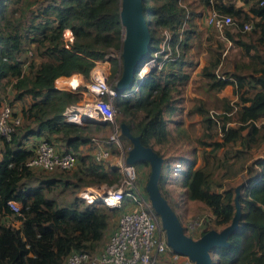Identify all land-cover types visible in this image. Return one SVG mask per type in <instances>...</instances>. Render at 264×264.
I'll list each match as a JSON object with an SVG mask.
<instances>
[{
    "label": "trees",
    "instance_id": "obj_1",
    "mask_svg": "<svg viewBox=\"0 0 264 264\" xmlns=\"http://www.w3.org/2000/svg\"><path fill=\"white\" fill-rule=\"evenodd\" d=\"M203 1L206 10L212 6L235 18L236 31L226 26L225 37L241 46L248 56L245 61H235L227 76H216L212 69L203 66L202 73L213 78L210 85L221 88L231 83L236 98L223 97L222 111L217 112L216 118L208 115L205 107H195L206 126L219 122L220 138L207 142L211 150L230 144L224 152L235 157L264 141V0H243L247 9L232 1ZM183 3L142 0L150 31L146 59L160 48L166 33L172 57L143 75L137 71L134 76L137 87L131 94L121 95L123 91L116 90L113 95V104L121 113L116 122H125L132 134L139 135L144 145L163 157L158 185L165 198L163 181L168 177L164 178L162 168L167 157L155 144H162L172 136L168 117L183 109L176 94L188 78L183 71L188 61L183 59L180 49L188 42L195 14ZM119 4L120 0H0V106L5 101L10 104L18 101L20 107L14 111L21 115L11 136L2 137L0 264H61L71 250L93 251L103 239L115 209L75 194L68 198L65 191L69 189L73 194L78 187L111 185L118 181L120 172L91 154L76 152L79 144L91 142V137L77 123L65 120L62 111L76 102L79 94L56 87L54 79L74 72L88 79L95 59L106 57L111 49L121 50ZM246 21H252L259 29L256 38L248 33L249 41L243 39L241 30ZM65 27H70L74 34L70 47L63 43ZM108 59L111 61L108 82L115 88L121 59L119 62L113 56ZM219 61L216 57L211 64L215 66ZM8 84L15 90L10 98L5 88ZM179 123L176 120L174 128L179 129ZM54 135L65 142L63 150L75 152L77 161L72 169L49 177L26 162L41 138L52 141ZM31 136L36 138L28 144ZM121 136L127 139L122 132ZM237 140L240 146L231 147ZM180 159L184 162L180 185L186 199L201 201L214 215V223L203 227V232L230 222L235 212V187L240 184L238 226L228 235L227 244L214 247L213 264H264V155L250 159L243 179L235 186L230 183L224 186L214 178L204 159L199 165L197 157ZM8 199L19 203L18 210L8 206Z\"/></svg>",
    "mask_w": 264,
    "mask_h": 264
},
{
    "label": "rangeland",
    "instance_id": "obj_2",
    "mask_svg": "<svg viewBox=\"0 0 264 264\" xmlns=\"http://www.w3.org/2000/svg\"><path fill=\"white\" fill-rule=\"evenodd\" d=\"M224 1H232L236 5H242L248 8V4L244 3L243 0ZM182 2L188 6L187 8L190 9L191 12L195 11L192 20L193 30L190 33L186 46L180 49V52L183 53V59L188 61L183 65V71L188 73V78L181 84L178 93L176 94L178 101L182 102L183 109L179 114L168 117L167 126L169 127L172 136L170 135L168 140L162 144H155V147L161 149L165 154L164 156L167 157L166 161L163 162L162 168V175H164V178H166V176L168 177L167 181H163L166 198L183 225L184 232L190 234L192 237H198L203 233V227L214 223V215L212 214L210 208L201 201L186 199L183 193V188L180 185V172L184 167V162L180 159V157H197L196 165H199L202 162L201 160L204 159L207 167L211 169L214 178L223 182L224 186L228 183L235 186L243 179L246 173V164L250 161V159L264 155V141L257 142L249 149V151L244 152L242 155H236L235 157L227 155L224 152V149L228 148L230 144L220 147L216 151H212L211 145L207 144V142L220 138L221 132L219 129V122L213 123L211 126H206L205 121L202 119V115L195 110V107L198 105L205 107L208 109V115L212 118H216L217 112L222 111L221 108L224 102L222 101V98L225 97L229 100H233L236 96L231 83H227L221 88H216L215 86L210 85L213 78L203 74L202 68L203 66H207L209 69H212L216 76H227L230 73L231 68H233V63L235 61H245L248 59V56L242 52L243 50L241 46L234 44L231 40L225 37L224 29H217L207 23L205 18L206 9L202 5L204 2L203 0H182ZM232 18L235 21L234 25L229 24L227 27L229 26L232 31H236L237 28H234L236 20L233 16ZM249 22H251V27L246 28L245 30L241 29L243 30L242 33L245 35L243 37L245 41H249V37L247 38L248 33H251L253 38H256L259 34L257 26H253L254 24L252 21ZM184 26H187V22L184 23ZM167 34H165V36H167ZM161 43L160 47L162 46ZM111 56L116 57L119 62L121 59L120 50L111 49L110 54H108L107 57L109 58ZM150 57L151 56L148 58L150 59ZM216 57H218L220 61L218 64L213 66L211 61H214ZM107 65V80L109 81V79H111L109 77L111 69V61L109 59ZM151 65L152 64H149V66L143 65L139 70V74L143 75L148 70H151ZM150 66L151 68H149ZM82 80L86 82L89 78L84 79L82 77ZM128 89L130 88L125 89V91H128ZM134 89L136 88H131L129 92L124 93L125 91H123L120 94L129 95ZM81 90L82 89L80 88L75 90V92L79 94V98L76 100V103H85L86 101L82 92H80ZM10 97L11 96L8 98ZM111 103L113 105V109L115 110V120L118 122L119 116L121 117V113L117 111L116 106L113 104V97L111 98ZM78 105L83 106V104ZM15 106L18 107V104L16 103ZM176 120L180 121L179 129L174 128ZM76 123L80 125L83 131L90 137L107 136L109 133L113 132L112 126L109 124H105L104 129L102 128V130L100 129L101 126H99L102 123L90 120H84ZM231 123L233 124V122ZM127 139H122V153L125 158L128 151L127 148L131 146L130 139L128 137ZM90 141L92 142V139H90ZM234 146H240V140H237L231 145L233 148ZM233 148H231V151ZM111 151L116 153L118 149L112 147ZM168 160H170V162ZM133 164L136 169L135 184L145 197L149 199L148 193L145 189V184L150 171L149 163L143 160ZM115 168H117L120 172L117 166H115ZM34 169L37 172H41L49 177L59 175V172L62 171L59 169L52 171H44L40 168ZM215 188L221 189L220 186ZM81 189H86V187L76 188V192H73V194L71 193L72 191L67 189L65 191V195L68 198H71L74 194L80 197L79 191ZM88 190L91 191L89 186ZM111 216L110 223L111 226H113L115 222L114 217L118 216V211H115ZM194 219H200L202 220V223L198 226H189V222H192ZM157 225L159 232L163 233V235L165 234L166 236L165 229L162 227L160 215L158 213ZM222 225L223 224H218L216 227L220 228ZM104 241L105 240H102L97 248L101 247ZM163 257V261H160V264H180V262L183 261V258L186 259L182 256V258H178L176 261H173L170 258L169 253H165Z\"/></svg>",
    "mask_w": 264,
    "mask_h": 264
},
{
    "label": "built area",
    "instance_id": "obj_3",
    "mask_svg": "<svg viewBox=\"0 0 264 264\" xmlns=\"http://www.w3.org/2000/svg\"><path fill=\"white\" fill-rule=\"evenodd\" d=\"M179 2L183 3L182 0ZM205 18L207 23L220 30L234 23L229 13L220 12L212 6L207 8ZM249 27H251L249 21L242 24L244 30ZM62 36L64 45L70 47L74 39L72 29L65 27ZM168 39L169 34L163 39L160 49H157L150 59L145 61L144 66L152 64L151 66L160 67L164 61L172 57ZM159 55L161 56L159 57ZM107 63V56L95 59L90 70L89 80L86 82L82 80L81 73L74 72L69 75L57 76L54 79V85L58 88L67 87L74 91L80 88L82 89L80 92L86 99L85 103L73 102L66 105L62 111L65 120L74 123L84 121L86 120L82 116L84 114L96 121H105L112 126V133L102 137L92 136L91 139L92 142L100 144L94 154L96 160H103L111 153L110 145L118 149L115 154V164L120 170V177L116 183L108 185L95 198L109 208H123V210L101 247L93 251L71 250L61 264H160L165 253H169L173 261L184 256L186 259L183 258L180 264H194L188 255L173 250L167 244L165 234L163 235L158 230L156 210L151 201L135 184V166L127 163L122 153L121 129L115 120V110L111 103V98L117 91L107 80ZM134 83L128 91L123 90L124 93L129 92L131 88H136L137 83ZM78 104L85 106L84 113L76 110ZM20 121L21 115L14 111L12 104L7 101L3 102L0 106V156L2 137L8 139L14 131L15 125ZM102 144L104 146H101ZM76 161L77 157L73 150H58L51 141L41 138L36 144L35 153L27 160L26 164L44 171L70 170L75 166ZM83 192H86V195H82ZM79 195L86 200L93 199L92 191L88 190V186L86 189H81ZM127 203L130 206H127ZM7 204L12 210H18L19 203L16 200L8 199ZM201 223L202 220L194 219L189 222V226H198Z\"/></svg>",
    "mask_w": 264,
    "mask_h": 264
},
{
    "label": "water",
    "instance_id": "obj_4",
    "mask_svg": "<svg viewBox=\"0 0 264 264\" xmlns=\"http://www.w3.org/2000/svg\"><path fill=\"white\" fill-rule=\"evenodd\" d=\"M119 18L123 28L121 43V72L115 81V89L123 91L129 88L135 81V73L144 65L150 44V31L143 13L142 0H120ZM156 68L153 65L151 69ZM86 120L96 121L92 117L83 115ZM121 132L126 135L131 146L126 155L127 163H135L145 160L149 163L150 171L145 184V189L152 206L160 215L162 227L165 229L166 242L175 251L188 255L194 264H213L214 247L228 243V235L235 231L238 226V219L241 213L238 201L239 185L235 187V212L229 223L220 229L211 227L200 234L192 237L183 230L177 214L162 195L158 178L163 157L148 145H144L139 135L132 134L125 122L120 123Z\"/></svg>",
    "mask_w": 264,
    "mask_h": 264
},
{
    "label": "crops",
    "instance_id": "obj_5",
    "mask_svg": "<svg viewBox=\"0 0 264 264\" xmlns=\"http://www.w3.org/2000/svg\"><path fill=\"white\" fill-rule=\"evenodd\" d=\"M244 9H247V7H244ZM205 12V11H204ZM73 81H74V79H73ZM6 92H7V94L9 95V96H11V95H13V93H14V89L11 87V85L10 84H8L6 87ZM18 104V107L17 106H15V104ZM13 108H14V110H18L19 109V107H20V103L18 102V101H14L13 102ZM105 124L106 123H102V124H100L99 126H101V128L100 129H104V126H105ZM102 129V130H103ZM92 137V136H91ZM36 138V137H35ZM35 138L33 137V136H31L28 140H27V143L28 144H30V143H32V141H34L35 140ZM52 143H53V145L55 146V148H57L58 150H63V149H65V147H66V144H65V142L60 138V137H57L56 135H54L53 137H52V141H51ZM98 145H100V144H96V143H92V142H89V140L88 141H85V142H82V143H80L79 144V146H78V149L76 150V152L77 153H80V154H91V155H93L94 156V154H95V151L98 149ZM88 146V147H87ZM101 146H104L103 144L101 145ZM113 146H111L110 145V149L112 148ZM107 148V147H106ZM116 153L115 152H112L111 151V153L108 155V156H106L104 159H103V163H104V165H107V166H112V167H115L116 166V164H115V157H116V155H115ZM90 188H91V191H92V194H93V199H91V200H96V196H98L99 194H100V192L101 191H104L105 189H106V187L108 186L107 184H105V183H100V184H97V185H88ZM76 192V191H75ZM81 197V196H80ZM81 198H83V197H81ZM83 199H85V198H83ZM86 200V199H85ZM90 200V201H91ZM88 201V200H87ZM127 206H130L129 205V203H127L126 204ZM123 210V208H121V209H115V211H118V216H119V214H120V212ZM118 216H116V217H114V225L113 226H111V223H110V219H111V217L112 216H110V218H109V222H108V227H107V231L105 232V234H104V236H103V239L102 240H105L106 241V239L108 238V236H109V234H110V232L112 231V229L114 228V226H115V224H116V221H117V218H118ZM102 240H101V242H102ZM104 241V242H105ZM103 242V243H104ZM163 256H162V260L161 261H163Z\"/></svg>",
    "mask_w": 264,
    "mask_h": 264
},
{
    "label": "bare ground",
    "instance_id": "obj_6",
    "mask_svg": "<svg viewBox=\"0 0 264 264\" xmlns=\"http://www.w3.org/2000/svg\"><path fill=\"white\" fill-rule=\"evenodd\" d=\"M148 64H149V63H148ZM61 80H62V79H61ZM76 110H77V111H81V112L84 113V112H85L84 110H86V108H85V106H81V105H80V106L77 107ZM83 115H84V114H82V116H83ZM82 195H86V192H83Z\"/></svg>",
    "mask_w": 264,
    "mask_h": 264
}]
</instances>
